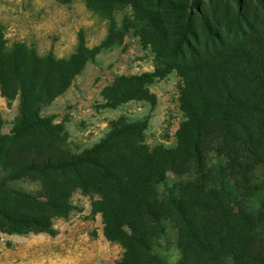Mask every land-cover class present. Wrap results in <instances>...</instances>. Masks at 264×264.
<instances>
[{
    "label": "trees",
    "instance_id": "trees-1",
    "mask_svg": "<svg viewBox=\"0 0 264 264\" xmlns=\"http://www.w3.org/2000/svg\"><path fill=\"white\" fill-rule=\"evenodd\" d=\"M84 2L107 17V36L89 49L79 33L66 59L8 45L0 27V97L18 99L12 129L0 133V233L55 235L52 220L67 217L80 190L97 196L91 211L102 235L122 249L116 264H264V179L254 175L264 167V0ZM120 8L131 14L117 25ZM130 31L150 48L154 69L116 76L102 89L103 107L154 105L148 86L175 71L184 115L175 144L149 148L145 124L119 117L74 153L62 126L41 111ZM168 173L186 179L163 195ZM17 181L38 191L17 190ZM166 222L176 231L174 263L160 252Z\"/></svg>",
    "mask_w": 264,
    "mask_h": 264
},
{
    "label": "rangeland",
    "instance_id": "rangeland-1",
    "mask_svg": "<svg viewBox=\"0 0 264 264\" xmlns=\"http://www.w3.org/2000/svg\"><path fill=\"white\" fill-rule=\"evenodd\" d=\"M130 8L117 9L112 19L120 25ZM0 27L8 45L25 43L37 55L52 53L56 59H66L76 50L78 35L82 33L87 48L97 47L106 38L109 20L103 14L90 10L84 0H0ZM153 54L149 47L140 45L133 32L123 37L120 44L100 50L93 60L83 66L69 88L41 114L52 117L66 135V144L74 152L91 147L98 142L119 117L128 122L144 123L143 138L152 148L162 144L173 147L176 132L184 121L179 109L181 80L172 71L161 80H154L148 90L155 96L154 105L144 101H129L115 109L104 108L102 89L116 76H130L152 72ZM18 113V99L7 102L0 97V133L12 129ZM258 181L264 179V167L255 170ZM168 173L164 185H159L163 195L173 183L184 181ZM12 185V184H11ZM17 190L35 194L38 184L28 181L13 183ZM97 196L76 190L71 201L73 209L64 219H53L56 231L22 235L0 233V264H116L121 260L122 249L105 240L98 214L91 211ZM160 252L168 262L179 257L176 231L166 222V233L160 241Z\"/></svg>",
    "mask_w": 264,
    "mask_h": 264
}]
</instances>
